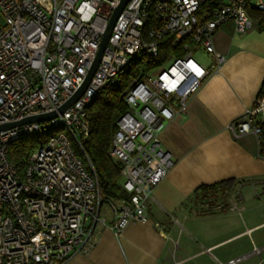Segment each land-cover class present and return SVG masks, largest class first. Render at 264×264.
Returning <instances> with one entry per match:
<instances>
[{
  "label": "built area",
  "instance_id": "built-area-1",
  "mask_svg": "<svg viewBox=\"0 0 264 264\" xmlns=\"http://www.w3.org/2000/svg\"><path fill=\"white\" fill-rule=\"evenodd\" d=\"M118 1L0 0V124L56 111L77 91ZM250 11L264 14V0L126 4L81 97L45 123L0 132V264H63L76 253L86 254L101 229L118 236L131 222L149 221L147 203L173 166L161 136L224 62L213 46L216 30L230 22L237 34L246 33L253 26ZM164 39L182 54L132 81L123 94L127 109L117 120L111 156L129 199L105 203L83 148L90 133L87 108L135 57H158ZM197 53L213 57L208 67L194 59ZM263 120L264 98L258 96L229 127L259 142ZM50 130L20 165L9 161L15 143ZM262 252L264 245L226 264Z\"/></svg>",
  "mask_w": 264,
  "mask_h": 264
},
{
  "label": "crops",
  "instance_id": "crops-1",
  "mask_svg": "<svg viewBox=\"0 0 264 264\" xmlns=\"http://www.w3.org/2000/svg\"><path fill=\"white\" fill-rule=\"evenodd\" d=\"M252 23L244 34H237L230 22L214 33V49L225 60L161 136L173 166L147 203L149 221L131 222L118 236L103 228L86 254L76 253L63 264H226L246 253V246L245 251L225 248L238 238L247 237V246L264 245L259 233L264 229V158L253 134L239 135L229 127L253 105L264 82V31ZM212 60L205 55L201 64L208 67ZM222 183L213 191L214 204L219 200L223 205L220 211L214 206L193 211L211 196L197 194L199 187ZM250 186L262 189L261 195H242ZM233 203L239 204V213L231 209ZM242 213L246 226L239 231L236 219ZM103 214L111 224L107 206ZM217 224L234 234L218 236Z\"/></svg>",
  "mask_w": 264,
  "mask_h": 264
},
{
  "label": "trees",
  "instance_id": "trees-1",
  "mask_svg": "<svg viewBox=\"0 0 264 264\" xmlns=\"http://www.w3.org/2000/svg\"><path fill=\"white\" fill-rule=\"evenodd\" d=\"M249 14L257 23L258 30L264 31V14L255 11H250ZM167 40H162L158 57L150 58L139 55L131 60L129 65L118 75L116 83L102 89L94 102L87 108L90 133L88 139L83 143V148L95 170L100 193L105 203L111 200L129 199V196L121 190L119 185L120 165L111 156L112 136L116 129L117 120L127 109L123 101V94L132 81L161 66L171 55L180 56L182 54L180 49L169 48ZM258 96L264 98V82L260 87ZM260 127L261 138L258 142V148L260 157L264 158V120L260 122ZM50 134L51 130L19 140L9 149V161L15 165H20L36 147L47 140ZM223 185L222 183L201 186L196 190V193L202 195V193L208 192L211 193V198H214L213 195L216 192L213 191L221 189ZM205 205L209 207L207 210L215 206V204L210 203Z\"/></svg>",
  "mask_w": 264,
  "mask_h": 264
},
{
  "label": "water",
  "instance_id": "water-1",
  "mask_svg": "<svg viewBox=\"0 0 264 264\" xmlns=\"http://www.w3.org/2000/svg\"><path fill=\"white\" fill-rule=\"evenodd\" d=\"M129 1L130 0H119L118 1L117 6L114 9V11L112 12V14L108 20L107 26L104 30V33H103L101 41H100L99 49L96 53V56H95L91 66H90V68L86 74V77H85L83 83L77 89V91L69 99H67L61 106H59V108L56 111L44 113V114H39V115H32V116L25 117L19 121L0 124V132L6 131V130H9L12 128L20 127L23 125L35 124V123H37V124L38 123H45L51 119L56 118L58 114H62L66 109H68L70 106H72L81 97V95L84 93L85 89L87 88L88 84L90 83L91 78L93 77V74H94L95 70L97 69V67L100 63V60H101L103 52L107 46L108 39L110 37V34H111L112 28L115 24V21L117 20L120 12L123 10V8L126 6V4Z\"/></svg>",
  "mask_w": 264,
  "mask_h": 264
},
{
  "label": "rangeland",
  "instance_id": "rangeland-1",
  "mask_svg": "<svg viewBox=\"0 0 264 264\" xmlns=\"http://www.w3.org/2000/svg\"><path fill=\"white\" fill-rule=\"evenodd\" d=\"M194 59L197 60V61H199V62H201V63H204V61H205V55H203L202 53H197V54H195ZM261 190L262 189H259V188L255 187V186H250L248 189H246V190H244L242 192V195L248 196L247 194H250V193L252 195H254V196L255 195L256 196L257 195H261L259 193ZM239 196H241V195L239 194ZM232 201L234 202V200H232ZM214 202H215L214 198H211V196H206L203 202L199 203L198 205H196L194 207V210L193 211H195L196 213H198V211L207 210V208H209V207H207V205H205V204L206 203H208V204L209 203L210 204H214ZM217 202L218 203L214 207L218 206L215 209L217 211L218 210L220 211V209H222L220 206H223V205L221 204V201L218 200ZM239 208H240V206H239V204L237 205V203H233L232 206H231V209L234 210L236 213H239L240 212V209ZM261 213H262V211L260 212V214ZM243 216L244 215L242 213L239 216V219H236V220H239V221H237L238 227H239V231L243 230L245 228V226H246L245 225L246 219L244 218L245 216L244 217ZM241 224H243V225H241ZM217 228H218V231H217L218 232V236H222L224 234H230V235L234 234V233H231L230 231H229L230 233L227 232V231H224L222 228H220V224H217ZM233 228H234V226L231 227V230ZM219 230H223V231L221 232ZM259 233L260 234H262V233L264 234V229L262 231H260ZM247 242H248V238L247 237H245V238H238L237 241H233L232 243H230L229 245H227L225 248H227V250H228V248L231 249V248L244 247L242 250L245 251L244 249H245V246H246L247 247L246 253L244 254V252H243V254H242V255H246V254H250L254 250V248H261L263 246V245L256 244V243L255 244H251L250 243V245L247 246ZM242 255H240V256H242ZM240 256H238V257H240ZM239 264H264V253L261 254L260 256H253V255H251V256H249L247 259H245L244 261H242Z\"/></svg>",
  "mask_w": 264,
  "mask_h": 264
}]
</instances>
